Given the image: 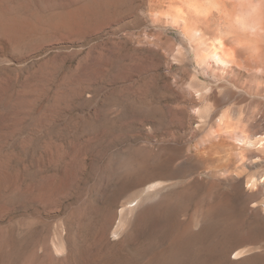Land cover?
Returning <instances> with one entry per match:
<instances>
[{
  "label": "rangeland",
  "instance_id": "obj_1",
  "mask_svg": "<svg viewBox=\"0 0 264 264\" xmlns=\"http://www.w3.org/2000/svg\"><path fill=\"white\" fill-rule=\"evenodd\" d=\"M170 8L0 0V264H264V146L229 161L264 79L208 63L224 22L188 39Z\"/></svg>",
  "mask_w": 264,
  "mask_h": 264
},
{
  "label": "bare ground",
  "instance_id": "obj_2",
  "mask_svg": "<svg viewBox=\"0 0 264 264\" xmlns=\"http://www.w3.org/2000/svg\"><path fill=\"white\" fill-rule=\"evenodd\" d=\"M168 1L171 6L170 9L173 11L175 18L184 23V33L188 39H193L199 32L198 30L187 27L186 23L190 19H193L194 22H197V24H201L204 27H211L212 23L222 22H224L226 25L222 31L219 30L220 33H218L214 42L207 45L209 46L207 47L208 52L206 56L208 63H214L225 70L228 68L244 70L250 73V76H252L254 79H264V0ZM237 26L244 30L242 33L247 31L250 36H248V34H242L240 36L237 35ZM252 35L257 36V38H253ZM223 125L225 124L223 123ZM223 128L229 129L227 123ZM216 131H219V129H216ZM227 132L229 133L228 130ZM231 136L239 143V145H235V149L238 148L240 150V153L238 152L240 159L236 160L232 153L225 158L233 156L231 159H229V161L233 162L232 160H234V165L232 166H234L235 173L237 172L240 174L245 166H249L247 161L251 160V155L249 154V151H251L250 149L253 147L262 149L261 147L264 146V133L251 135L246 131H236L233 132ZM217 149L215 146H210L209 149H203L204 151L200 153L199 156L202 159H206L207 156H211V153L213 154L214 150ZM256 157V159H260L259 156L256 155ZM206 161H208V158ZM229 165L230 163H228V166ZM263 179L264 172H262L257 177L253 176L251 179H248L246 185L247 189L248 187H252L253 189L260 187L262 194H264ZM236 187L242 195L244 190L242 181L238 182ZM244 196L256 197V199L262 198L259 190L244 192ZM256 199L252 205V213H256L264 218V212L262 211V207L259 205L261 199ZM244 204V207L248 211V203L246 200ZM261 204L264 206V200L261 201ZM243 252L244 251L242 250H238L236 258L240 257ZM260 253L261 252H257L251 257L256 258L261 256L262 253ZM248 258H245V260Z\"/></svg>",
  "mask_w": 264,
  "mask_h": 264
},
{
  "label": "water",
  "instance_id": "obj_3",
  "mask_svg": "<svg viewBox=\"0 0 264 264\" xmlns=\"http://www.w3.org/2000/svg\"><path fill=\"white\" fill-rule=\"evenodd\" d=\"M255 199H256V197H247L246 198V201H247V203H248V212L249 213H251L252 214V212H253V208H252V205H253V202L255 201ZM259 199V198H258ZM258 199H256V200H258Z\"/></svg>",
  "mask_w": 264,
  "mask_h": 264
}]
</instances>
